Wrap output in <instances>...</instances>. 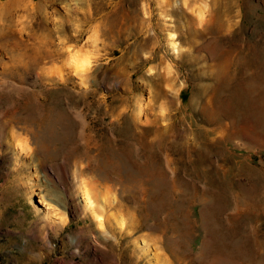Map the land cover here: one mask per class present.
Masks as SVG:
<instances>
[{
    "label": "rangeland",
    "instance_id": "1",
    "mask_svg": "<svg viewBox=\"0 0 264 264\" xmlns=\"http://www.w3.org/2000/svg\"><path fill=\"white\" fill-rule=\"evenodd\" d=\"M0 264H264V0H0Z\"/></svg>",
    "mask_w": 264,
    "mask_h": 264
},
{
    "label": "bare ground",
    "instance_id": "2",
    "mask_svg": "<svg viewBox=\"0 0 264 264\" xmlns=\"http://www.w3.org/2000/svg\"><path fill=\"white\" fill-rule=\"evenodd\" d=\"M194 21V20H193ZM203 21V20H202ZM192 22V21H191ZM178 30V29H177ZM93 34V33H92ZM173 37H174V35H173ZM172 38V37H171ZM173 49H174V51L176 50V45L174 44L173 45ZM88 53V52H87ZM70 61V60H69ZM84 61H87V68H88V65L90 64V57H87V56H84V55H82V54H79V53H77V55H75V56H73V58H72V61H71V63L73 64V66H75V69H76V72L77 73H85L82 69H81V67H80V65L84 62ZM86 71V70H85ZM54 111V110H53ZM58 119V118H57ZM58 121H60L59 119H58ZM49 134V133H48ZM50 137V136H49ZM41 138H43V137H39V139H41ZM45 138V137H44ZM42 140V139H41ZM46 140V139H45ZM39 142H42V141H39ZM41 144V143H40ZM43 144V143H42ZM42 147V146H41ZM42 159V158H41ZM41 163H43V162H41ZM40 163V161H39V164H40V168L39 169H42V168H44V167H42V164ZM126 164H128L127 162H126ZM125 164V165H126ZM43 165H44V163H43ZM129 165V164H128ZM104 166H105V168H104ZM104 166H103V168H104V170H103V168H102V170H103V175H104V178H107V176H108V173L111 171V170H113V169H117V170H119V168L120 167H115L114 165H113V162L112 161H110V159H109V161L108 162H106V163H104ZM42 167V168H41ZM129 169V168H128ZM43 170H46V169H43ZM47 172V171H46ZM47 174V173H46ZM45 174V175H46ZM84 185V184H83ZM87 190V189H86ZM84 191L83 192V196L85 197L84 199H85V202H86V204H87V207H89L90 209H91V216H92V219L95 221V225L100 229V230H104V227H105V225H104V221H103V217L101 216V215H99L98 213H96L95 211V208L93 207V201H92V199L90 198V195L88 194V192L87 191ZM89 191V190H88ZM164 191V190H163ZM212 207V206H211ZM209 212H210V210L208 209V206H207V208H206ZM211 209V208H210ZM205 210V209H204ZM203 210V211H204ZM209 212H207V213H209ZM204 213V212H203ZM203 216V215H202ZM211 216H213V215H211ZM62 223V222H61ZM64 223V222H63ZM62 223V224H63ZM144 228V224L143 223H140V225H139V228H138V230L139 231H141L142 229ZM116 230H114L113 232H111L112 234L113 233H116L115 232ZM180 244V243H179ZM175 243L173 244L172 242H170V240H168V247L171 249V251L175 254V255H177V253H180L182 250V248H179V245H177V246H175ZM177 248V249H176ZM171 252V253H172Z\"/></svg>",
    "mask_w": 264,
    "mask_h": 264
},
{
    "label": "clouds",
    "instance_id": "3",
    "mask_svg": "<svg viewBox=\"0 0 264 264\" xmlns=\"http://www.w3.org/2000/svg\"><path fill=\"white\" fill-rule=\"evenodd\" d=\"M82 70H86L87 68V61H84L81 65H80Z\"/></svg>",
    "mask_w": 264,
    "mask_h": 264
}]
</instances>
